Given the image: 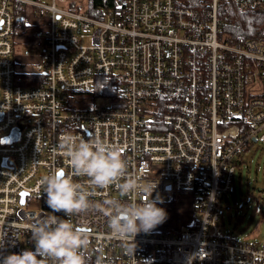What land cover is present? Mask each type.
Listing matches in <instances>:
<instances>
[{
	"label": "built area",
	"instance_id": "obj_1",
	"mask_svg": "<svg viewBox=\"0 0 264 264\" xmlns=\"http://www.w3.org/2000/svg\"><path fill=\"white\" fill-rule=\"evenodd\" d=\"M81 1L0 0V259L22 252V236L34 245L31 225L56 215L90 235L92 264H264V243L222 229L218 208L234 157L264 145V34L218 36L228 3L258 11L264 0H113L92 14ZM17 37L40 49L33 78L16 70ZM79 94L101 102L70 108ZM63 134L119 146L128 175L157 182L152 194L190 190L186 228L140 232L135 245L115 238L96 205L147 197L114 185L92 189L80 214L53 213L40 180L71 175ZM73 180L89 190L87 177ZM28 195L36 208H24Z\"/></svg>",
	"mask_w": 264,
	"mask_h": 264
},
{
	"label": "clouds",
	"instance_id": "obj_2",
	"mask_svg": "<svg viewBox=\"0 0 264 264\" xmlns=\"http://www.w3.org/2000/svg\"><path fill=\"white\" fill-rule=\"evenodd\" d=\"M58 147L68 158L71 175L61 168L40 180L46 204L53 213L63 212L66 217L80 214L93 207L89 198L92 189L114 185L121 196L136 193L147 197L139 203L106 200L96 205L108 217L115 238L134 244L138 233H148L166 220L165 209L157 206L162 200L149 198L157 182L141 183L143 174L128 175V165L119 146L106 144L100 139L85 140L63 134ZM73 176L87 177L89 190L74 182ZM30 231L34 250L5 255L0 264H87L85 251L90 246V235L75 227L71 220L56 215L39 218L31 225ZM5 236L0 233V247H3ZM96 264H103V257L98 256Z\"/></svg>",
	"mask_w": 264,
	"mask_h": 264
},
{
	"label": "rangeland",
	"instance_id": "obj_3",
	"mask_svg": "<svg viewBox=\"0 0 264 264\" xmlns=\"http://www.w3.org/2000/svg\"><path fill=\"white\" fill-rule=\"evenodd\" d=\"M87 1V0H85ZM80 2L82 5L87 3ZM224 21V20H223ZM223 23V22H222ZM222 34L219 33V40ZM20 43L17 44L16 54L19 55H38L40 49L36 45ZM18 72H36L33 65L24 66L20 62L15 64ZM101 98H93L87 94H79L70 108L86 109L93 105H98ZM235 170L233 174L232 190L218 201V208L221 211L219 225L226 231H232L241 239L254 244L264 243V145L257 143L249 144L245 150L234 157ZM154 200L159 197L162 200V208L167 213L166 220L156 228L177 227L181 225L185 229L189 218V203L186 197L181 194L155 193L152 194ZM187 203V204H186ZM37 200L28 195L24 208H36ZM158 206V205H157ZM21 250H34V245L28 243L25 236L20 237ZM87 264H92V256L88 250L85 251Z\"/></svg>",
	"mask_w": 264,
	"mask_h": 264
},
{
	"label": "trees",
	"instance_id": "obj_4",
	"mask_svg": "<svg viewBox=\"0 0 264 264\" xmlns=\"http://www.w3.org/2000/svg\"><path fill=\"white\" fill-rule=\"evenodd\" d=\"M87 12L93 13V9L99 5L109 6L113 0H87ZM226 17L222 23V40L235 43L249 37L264 34V9L258 11H244L237 9L232 4L226 6ZM190 190L180 192L188 195Z\"/></svg>",
	"mask_w": 264,
	"mask_h": 264
},
{
	"label": "crops",
	"instance_id": "obj_5",
	"mask_svg": "<svg viewBox=\"0 0 264 264\" xmlns=\"http://www.w3.org/2000/svg\"><path fill=\"white\" fill-rule=\"evenodd\" d=\"M15 41H16V43H15V51H14L15 64L20 62L24 66H28V65L32 66L33 65V67H34V62L37 60L39 54L38 55H34L32 57L29 56V55H21V54L17 55L16 54V48H17V44H20L22 42L26 43V44L27 43L30 44L29 41H31L32 44H34L35 42L32 40L31 37H17ZM34 45H36V44H34ZM19 73L23 74L24 76L28 77L29 79L33 78V75H32L33 72L32 71L31 72L30 71H26V72H23V73L19 72Z\"/></svg>",
	"mask_w": 264,
	"mask_h": 264
},
{
	"label": "water",
	"instance_id": "obj_6",
	"mask_svg": "<svg viewBox=\"0 0 264 264\" xmlns=\"http://www.w3.org/2000/svg\"><path fill=\"white\" fill-rule=\"evenodd\" d=\"M166 188L169 189V186L167 185ZM24 196H25V193L22 192V193H21V198H20V203H21V204L24 202Z\"/></svg>",
	"mask_w": 264,
	"mask_h": 264
}]
</instances>
